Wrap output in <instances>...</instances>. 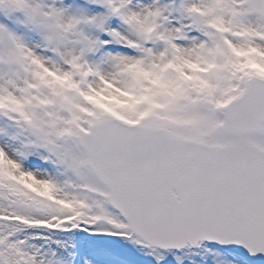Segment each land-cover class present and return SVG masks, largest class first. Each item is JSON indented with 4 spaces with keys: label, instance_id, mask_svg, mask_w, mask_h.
<instances>
[{
    "label": "snow or ice",
    "instance_id": "obj_1",
    "mask_svg": "<svg viewBox=\"0 0 264 264\" xmlns=\"http://www.w3.org/2000/svg\"><path fill=\"white\" fill-rule=\"evenodd\" d=\"M0 264H264V0H0Z\"/></svg>",
    "mask_w": 264,
    "mask_h": 264
}]
</instances>
